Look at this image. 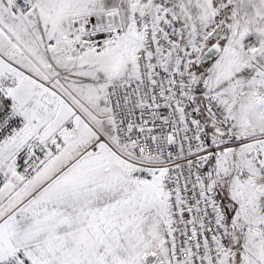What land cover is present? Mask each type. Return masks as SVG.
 Returning <instances> with one entry per match:
<instances>
[{"label":"snow or ice","instance_id":"snow-or-ice-1","mask_svg":"<svg viewBox=\"0 0 264 264\" xmlns=\"http://www.w3.org/2000/svg\"><path fill=\"white\" fill-rule=\"evenodd\" d=\"M0 264H264V0H0Z\"/></svg>","mask_w":264,"mask_h":264}]
</instances>
